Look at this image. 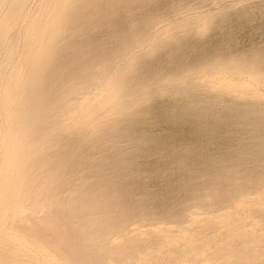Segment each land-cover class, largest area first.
Masks as SVG:
<instances>
[{
	"label": "rangeland",
	"instance_id": "obj_1",
	"mask_svg": "<svg viewBox=\"0 0 264 264\" xmlns=\"http://www.w3.org/2000/svg\"><path fill=\"white\" fill-rule=\"evenodd\" d=\"M54 2L55 0H0V186L3 184L2 188L0 187V192L2 191L3 195H6L5 191H7L6 197L9 192L10 195H17L22 205L25 204L23 206L25 214L30 215L31 213L30 216L35 219H39L41 216L42 218L46 217L47 214V216H51L55 212L58 215L64 214L67 211V202L72 199L71 197L77 195L78 191L79 193L85 191V184L97 179L96 173L104 166L103 161L106 153L110 152L109 154L125 157L126 152L130 153L137 142L139 144L142 142L140 145H144L143 147L147 149L152 145V141L150 142L149 138L146 139L147 137L138 139L136 142V139L133 138L100 139L98 136L91 140V147L85 153L79 151L68 155L59 154L56 146L43 145L37 147L38 151L31 153L36 149L32 142L35 135L23 128L18 109L19 104L26 97L24 94L28 95V91H30L29 66L30 63H32L30 67L34 65L38 56V43L52 31V5ZM167 3L161 6V12L154 17L147 12H134L138 11V8L131 11L133 13L131 23L136 22L141 25L145 21L142 26L147 28V36L145 35L132 47H128L121 57L111 60L108 65L101 63L93 67L87 91L79 92L67 109L58 112H61L63 122L58 125L52 137L58 135L66 126L79 123L80 120L88 123L93 122L91 115L97 107L101 106V101L109 97V84L115 74L130 65L138 55L150 52L161 41L163 46H168L175 43L176 40L193 38L207 29H216L218 34L221 32L219 36L226 45L229 46L230 42L234 41V43L232 42L234 45L230 46L234 51L233 56L235 55L232 57L240 63V69L233 70L225 65L207 66L194 75L191 83H184L185 91L182 89L181 91L178 89V91L176 87H172L170 95L165 97L161 91L156 89L151 90L148 95L146 89L143 93L138 94L139 96H135L133 102V104L139 101L145 102L148 101V97L150 101L165 100L168 112L174 113L176 122H179L173 126V129L177 130L178 134L182 133L175 139L177 151L180 152L182 148V150L190 148L200 153L201 165L194 170L201 171L207 182L204 183V186L201 185L202 189H195L192 182L184 180V184L181 183L176 192L180 193L189 185L196 196L192 197L193 200L190 198L191 200H188L183 205L184 207L182 206L181 217H159L152 214L153 216H150L148 220L134 222L119 237L122 241L134 237L131 245L133 248L129 246L131 253L110 263L264 264V154L258 155L253 148L248 147L255 137L264 139V130L255 133L252 128L242 126L238 117L240 116L238 110L245 105L243 96L256 92L264 97V71L251 66L246 57L249 52H253L256 57H261L260 53L264 52V0H168ZM247 14L250 15V19L244 21ZM146 16L148 17L146 18ZM218 19L220 20L216 23L217 25H213ZM106 29L108 28L105 26H99L95 28V33H101ZM66 34L65 31L58 32L53 37L52 44L60 42ZM262 63L264 64V62ZM28 64L30 65L28 66ZM255 68L257 69L255 70ZM167 71L163 68V72ZM25 84L29 86V89H27V85L25 87ZM17 89H19L18 92ZM20 89L24 91L21 92ZM20 95L24 97L22 98ZM212 99H216L220 107L229 106L230 115L226 117L216 111H211ZM101 109L105 119H112L115 116L123 118L125 114V110H121L118 112L119 114H112L107 106ZM205 115L208 117L206 116V118ZM156 125L155 133L157 134L168 130L163 124ZM252 135L254 136L251 137ZM102 143L105 144V150L99 147ZM239 152L242 154L245 152L246 155ZM164 154H166L165 150H159L157 153H145L146 156L142 155L138 160L142 163ZM15 155L21 156L15 157ZM15 159L22 163L20 166L22 171L26 167L24 172L16 171L15 165L13 166L12 163ZM178 161V158H175L174 162ZM247 168L252 169L253 174L247 175L245 172ZM104 171L108 177L113 173L109 168L107 170L104 168ZM18 176H22V178L18 179ZM217 178L222 179V182L217 186L212 184L211 186L210 182ZM2 180L6 184L2 183ZM23 183L25 186L21 188ZM11 185L13 188H10ZM14 187L16 188L14 189ZM16 190L17 192H15ZM198 190H200L199 196L197 195ZM2 193H0V201L3 202H0V211L2 212L0 213L2 222V225L0 224V239L7 236L5 233L19 229L17 228L19 225L16 224L19 222L16 220L15 214L8 213L9 210L5 205H2L5 204L3 200L5 196ZM139 198L152 205L158 201L150 194L141 195ZM57 201H60L59 204ZM168 203L167 201L159 203L156 207L160 206L161 209L155 208V210L161 213L170 210L171 204ZM1 206L6 208V212H4L5 209L2 211L4 207ZM59 211L62 213L59 214ZM14 220L17 222L15 221V223ZM25 229L23 228V231H27ZM23 234H25L26 242L29 241L27 240L29 236L30 240L38 239L40 243L43 242L44 244H42L47 249L50 248L48 249L50 255L56 261L70 263L76 259L75 264H84L82 258L79 259L77 250L72 249L70 245L66 246L71 250L61 242L58 241V243L57 240L48 238L44 233H42L44 236L31 231L23 232ZM34 234L35 236H33ZM142 234L144 237L141 236ZM47 240L48 242H46ZM136 241L139 243H134ZM50 244L54 249L50 247ZM57 245H60V249L66 248L60 251L58 247L57 251ZM133 252L135 253L131 255ZM35 253L37 254V251ZM39 254L38 252V256H40ZM11 256V259L0 256V264H35L26 260L25 256L18 258L16 253ZM70 256H72L71 259ZM72 262L70 264L74 263Z\"/></svg>",
	"mask_w": 264,
	"mask_h": 264
},
{
	"label": "bare ground",
	"instance_id": "obj_2",
	"mask_svg": "<svg viewBox=\"0 0 264 264\" xmlns=\"http://www.w3.org/2000/svg\"><path fill=\"white\" fill-rule=\"evenodd\" d=\"M167 1L168 0H55L54 4L51 3L53 4V28L51 26V33L43 37L41 42L38 43V56L36 57L34 65L30 67L32 63H30L31 65L28 64V66L30 65V77H28L29 81H27L30 87L27 84H25V87L27 85V89L30 88V91L27 90L28 95L24 94L26 97L19 104V109L17 107L20 111L23 128L26 131L33 132L35 135L32 142L36 146V149L31 151V153L38 151L37 147L41 145L56 146L59 154L68 155L78 153L79 151L85 153L88 152L91 147V140L98 136L100 139L111 137L133 138L136 139V142L138 139L141 140V138L147 137L146 139L149 138L150 142L152 141V145L147 149L143 147L144 145H140L142 143L141 141L140 144L138 142L137 144L134 143V149L132 151H130V149V153L126 152L127 154L125 157H120L113 153L109 154L110 152L106 153L107 151H104L106 155L104 156L103 167L106 168V170L109 168L113 172L112 175L108 177V174L106 175L104 173L103 167L100 169L98 168L99 170L97 169V173L95 172L97 174V179L95 181L91 180L92 182L87 181L88 183L85 184V191L82 189L83 191L80 193L78 191L77 195L71 197L72 199L70 198L71 200L67 202V211L62 215H58L55 212V214L51 216H47V214L46 217L42 218V216H39V219H35V217L33 218L30 216L31 213L30 215L25 214L23 210L25 204L22 205L17 195H10L8 191L9 195L6 197L7 191H5L6 195H3L1 191L0 193L5 196V198H3L5 204H2L3 202L0 201L2 202L1 204L6 206L7 210H9L8 213L13 212L17 217L16 220L19 222L16 223L17 221L14 220L17 226L19 225L17 227L19 229H13L12 232L5 233L7 236L0 239V256L3 258L11 259V255L16 253L18 254V258L19 256H25L27 258L26 260L35 264H38V262L39 264L69 263L52 259L48 250L50 248L47 249L46 246L43 245L44 243H40L38 239L36 242L34 239L30 240L29 236L27 239L29 241H27V243L23 232L27 233L31 231L37 235L44 233L48 238H53L65 246L70 245L72 249L77 250L76 252H78L79 259L82 258L84 264H111V261H117V259H122L131 253V251H129V246L132 245L134 241L132 239H134V237H131L132 239H123V241L119 237H121L134 222L148 220L149 217H152L154 214L159 217L172 216L180 218L182 206L196 195L193 194V189H190L189 185L187 186L189 188L186 187L182 189L181 192L179 190L180 193L176 192L177 188L181 183L184 184V180L192 182L195 189H200L201 185L204 186V183L207 182V180L203 178L204 175L201 171L198 172L194 170L201 165L200 153L190 148L185 150H182V148L180 152L177 151L175 139L181 136L182 133L178 134V131L173 129V126H176L179 122H176V115L174 113L171 114L170 111L168 112L165 100L150 101L148 97L149 102L147 100L145 102L139 101L135 104H133V102L134 97L143 93L146 89L148 95H150L151 90L156 89L161 91L165 97L170 95L172 87H176L177 90L180 89V91L181 89L184 90L186 88L185 84L191 83L194 79V75L207 66L225 65L233 70L238 69L240 63L233 59L235 55L233 56L234 51L233 48L230 47L234 45V41L229 39L233 43L230 42L229 44L227 42L229 46L226 45L224 40L219 36L221 32L218 34L217 30L215 29V31L214 28L207 29L193 38L176 40L175 43H173V41V44H169L168 46H163V42L160 38L161 44H157V47L145 55H138L130 65L122 68L115 74L109 84V97L102 100L100 103L101 106L97 107L91 115L94 120L93 122L88 123L84 120H80L79 123H74L71 126H63L65 128L54 138L52 137L58 125L63 122L62 114L58 112L67 109L79 92L87 91L88 83L92 77L91 72L93 67L101 63L108 65L111 60L121 57L122 53L128 47H132L133 44L142 40L145 35L147 36V28L142 26L145 21L141 25L136 22L131 23V16H133L131 11H134V9L137 10L136 8H138L139 10L134 12H147L154 17L161 12V6L167 3ZM147 17L148 16H146V18ZM245 19L244 21L249 20L250 15L247 14ZM219 20L220 19L214 22L213 25H217L216 23L219 22ZM99 26H105L108 29L96 34L95 28ZM64 31L67 32V34L62 40L52 44L53 37L58 32ZM260 54L261 57L258 56V58L253 52H249L246 57L251 66L258 67L261 71H264V64L262 63L264 62V52ZM163 68L168 71L163 72ZM256 69L257 68H255V70ZM18 91L19 89H17V92ZM23 91L21 90V92ZM21 92L20 94H22ZM24 96H22V98ZM243 99L245 100V105L238 110V114L240 115L238 117L241 120L240 124L244 127L252 128L255 133L264 130V97L253 92L252 94L243 96ZM105 106L108 107L112 114H117L121 110H125L124 117L119 118L115 116L112 119H105L101 113V108ZM211 111H216L226 117L230 115L229 106L220 107L216 99H212L211 101ZM206 116L207 115H205V117ZM158 123L163 124L168 130L163 133L161 132V134L155 133V127ZM180 131L182 132V130ZM253 136L254 135L251 137ZM64 140H66V142H64ZM109 142L111 141L109 140ZM250 145L248 147L253 148L258 155L264 154V139L255 137ZM99 147L105 150V144L102 143ZM245 148L247 150V147ZM159 150H165L166 154L156 156L154 159H150L146 162H139L138 158L145 155V153H157ZM243 150L244 148L242 151ZM243 154L244 156L246 155L245 152ZM16 156L17 155H15V157ZM175 158L179 160L176 163L174 162ZM19 161L20 160L17 161V159H15L12 163L13 166L15 165L16 171L21 172L22 168L20 166L22 163ZM78 162L80 163L81 161L79 160ZM11 167L12 166H10V168ZM12 168L14 169V167ZM25 168L22 172L25 171ZM245 172L247 175L253 174L252 169L250 170L249 168H247ZM21 178L22 176L18 179ZM1 182L4 183L3 180ZM220 182H222V179L217 178L210 182V185L217 186ZM21 183L19 184L21 185ZM4 184H6V182ZM24 184L25 183L20 187L23 188L25 186ZM2 185L0 186L1 188ZM11 187L13 188L12 185L10 188ZM16 187H14V189ZM21 188L19 189L21 190ZM199 191L200 190L197 191L198 196ZM15 192H17V190ZM147 194L157 198L156 200L158 201L154 202L152 205L139 198L141 195ZM23 197H25V195ZM163 201L169 202L171 204V209L169 208L170 210L162 213L156 211L155 208H160V206H158V208L156 206ZM58 202L60 201H57V204H59ZM6 208H2V211L5 209L4 212H6ZM4 212L3 214H6ZM0 213L2 212L0 211ZM61 213L59 211V214ZM11 221L13 222V220ZM1 223L0 220V224ZM20 228H22V230H20ZM23 228H26L25 230L27 231H23ZM143 235L144 234L141 236ZM33 236H35V234ZM115 239L117 240L114 241ZM55 240H53V242ZM46 242H48V240ZM137 242L139 243V241L134 243ZM51 244L50 247L53 248ZM59 246L57 245L56 247L57 251ZM64 249H60V251ZM68 249L71 250L70 247ZM36 251L37 254L35 253ZM51 251L53 250L51 249ZM38 252L40 256H38ZM134 253L135 252L131 255ZM65 256H63V258ZM66 257L65 259H68ZM71 257L72 256L69 258L71 259ZM74 257L77 258L76 256ZM73 264H75V262Z\"/></svg>",
	"mask_w": 264,
	"mask_h": 264
}]
</instances>
